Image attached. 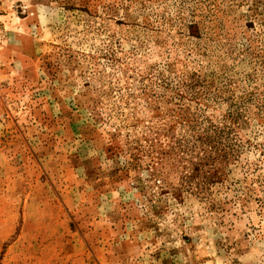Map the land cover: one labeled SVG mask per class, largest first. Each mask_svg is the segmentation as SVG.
<instances>
[{
	"label": "rangeland",
	"instance_id": "1",
	"mask_svg": "<svg viewBox=\"0 0 264 264\" xmlns=\"http://www.w3.org/2000/svg\"><path fill=\"white\" fill-rule=\"evenodd\" d=\"M1 7L0 264H264V0ZM192 117L240 141L217 209L149 176Z\"/></svg>",
	"mask_w": 264,
	"mask_h": 264
},
{
	"label": "trees",
	"instance_id": "2",
	"mask_svg": "<svg viewBox=\"0 0 264 264\" xmlns=\"http://www.w3.org/2000/svg\"><path fill=\"white\" fill-rule=\"evenodd\" d=\"M224 117L228 120L229 115ZM189 120L188 136L180 133L168 147L171 161L164 164L168 168L163 171L164 165L161 168L151 165L150 169L147 168L149 176L165 174L162 189L169 188L176 198L182 197L184 192L196 195L208 209H217L220 200L212 195V188L217 186V191L225 192L230 184L227 166L235 160L240 141L233 124L224 122L218 126L206 118L192 117ZM167 128L172 130V126Z\"/></svg>",
	"mask_w": 264,
	"mask_h": 264
},
{
	"label": "built area",
	"instance_id": "3",
	"mask_svg": "<svg viewBox=\"0 0 264 264\" xmlns=\"http://www.w3.org/2000/svg\"><path fill=\"white\" fill-rule=\"evenodd\" d=\"M2 3H3V0H0V12L2 10V7H1ZM0 40H1V35H0Z\"/></svg>",
	"mask_w": 264,
	"mask_h": 264
}]
</instances>
